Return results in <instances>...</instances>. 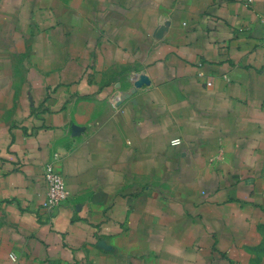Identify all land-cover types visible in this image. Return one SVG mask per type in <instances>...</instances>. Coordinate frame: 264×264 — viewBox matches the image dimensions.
Here are the masks:
<instances>
[{
    "label": "crops",
    "instance_id": "crops-1",
    "mask_svg": "<svg viewBox=\"0 0 264 264\" xmlns=\"http://www.w3.org/2000/svg\"><path fill=\"white\" fill-rule=\"evenodd\" d=\"M261 18L0 0V264H264ZM46 162L69 193L52 211Z\"/></svg>",
    "mask_w": 264,
    "mask_h": 264
},
{
    "label": "built area",
    "instance_id": "built-area-1",
    "mask_svg": "<svg viewBox=\"0 0 264 264\" xmlns=\"http://www.w3.org/2000/svg\"><path fill=\"white\" fill-rule=\"evenodd\" d=\"M260 27L262 31L261 42L264 45V18H261ZM209 85L210 82H207ZM180 143V139L175 138L170 141L172 146H176ZM43 178L46 183V190L44 199L42 201V207L48 211L54 210L60 203L66 200L69 193L65 186L62 175L56 171L51 162H46L42 167ZM9 258L15 261L16 256L13 252L9 254Z\"/></svg>",
    "mask_w": 264,
    "mask_h": 264
}]
</instances>
